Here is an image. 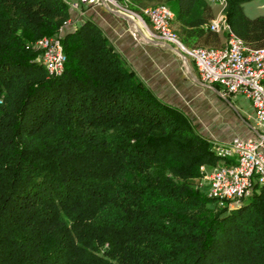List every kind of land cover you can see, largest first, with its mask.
Instances as JSON below:
<instances>
[{
	"label": "trees",
	"instance_id": "16d2710c",
	"mask_svg": "<svg viewBox=\"0 0 264 264\" xmlns=\"http://www.w3.org/2000/svg\"><path fill=\"white\" fill-rule=\"evenodd\" d=\"M245 1L228 0L227 22L263 48ZM165 2L184 44L218 42L209 3ZM71 12L0 0V264H264V184L231 210L210 199L197 182L222 162L214 144L95 23L64 31ZM61 34L66 68L50 76L36 43Z\"/></svg>",
	"mask_w": 264,
	"mask_h": 264
},
{
	"label": "built area",
	"instance_id": "2783aa9c",
	"mask_svg": "<svg viewBox=\"0 0 264 264\" xmlns=\"http://www.w3.org/2000/svg\"><path fill=\"white\" fill-rule=\"evenodd\" d=\"M211 6L218 5L219 11L210 23V30L227 36L224 45L218 47L184 44L175 28V17L171 8L160 3L135 12L116 0H76L70 4L73 11H82L84 5L100 6L112 3L119 11L143 21L146 19L163 41L172 43L185 56L191 58L204 85H219L223 95H242L254 109L255 120L264 137V47L253 48L236 36L226 19L228 0H204ZM76 20L69 19L65 25L73 26ZM36 46L41 50V62L50 76L64 73L67 55L62 34L40 39ZM263 142L260 139L235 137L228 144L215 145L222 160L214 167L203 166L201 172L208 186L207 195L219 207L234 209L243 199L250 196L256 185L264 184Z\"/></svg>",
	"mask_w": 264,
	"mask_h": 264
},
{
	"label": "crops",
	"instance_id": "0c3cea01",
	"mask_svg": "<svg viewBox=\"0 0 264 264\" xmlns=\"http://www.w3.org/2000/svg\"><path fill=\"white\" fill-rule=\"evenodd\" d=\"M65 1L70 5L76 0ZM135 7L139 11L146 8ZM71 11L70 19L76 20V24L67 26L64 31H73L84 21L95 23L134 70L136 78L159 99L182 110L194 129L214 146L228 144L235 137L260 139L264 154L263 132L256 123L251 102L241 98L242 95L225 97L219 85H204L191 58L180 53L172 43L159 38L153 28L119 11L110 2L100 6L84 5L80 12ZM176 32L182 40L184 32ZM225 36L218 34L217 43L201 46L224 45Z\"/></svg>",
	"mask_w": 264,
	"mask_h": 264
},
{
	"label": "rangeland",
	"instance_id": "374dc122",
	"mask_svg": "<svg viewBox=\"0 0 264 264\" xmlns=\"http://www.w3.org/2000/svg\"><path fill=\"white\" fill-rule=\"evenodd\" d=\"M160 3H164L166 5H168L165 0H144L142 8L143 7H149V6H154ZM129 9L138 12L135 10V8H133L130 4V7H128ZM219 6L215 5L212 6L213 9V13L214 15L218 13L219 11ZM243 9L245 14L249 17V18H257L260 16H264V0H246L245 3L243 4ZM144 25H147L148 27L152 28L151 24L146 20L143 19V21H141ZM175 30H177L175 28ZM225 38L227 39V36H225ZM243 99H247L244 96H240ZM248 100V99H247ZM198 187H200V189H202V191H204L205 193L208 192V186L206 181L204 180V175L202 176V179H200L199 182H197Z\"/></svg>",
	"mask_w": 264,
	"mask_h": 264
}]
</instances>
